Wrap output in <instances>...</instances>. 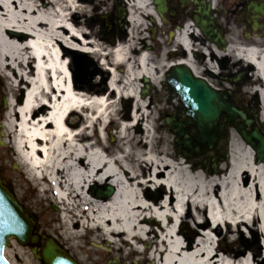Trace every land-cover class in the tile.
I'll return each instance as SVG.
<instances>
[{"label":"bare ground","instance_id":"6f19581e","mask_svg":"<svg viewBox=\"0 0 264 264\" xmlns=\"http://www.w3.org/2000/svg\"><path fill=\"white\" fill-rule=\"evenodd\" d=\"M124 1L132 28H140L143 17L154 13L150 0ZM81 12L79 0H0V72L11 71L8 79L18 93L16 99L6 98L2 127L12 136L21 168L31 175H45L61 204L64 224L70 220L65 211L77 199L87 212L82 225L89 221L107 243L122 236L123 244L130 243V256L142 264L148 258H155L157 264H254L255 253L247 254L237 242L244 230L253 229L259 232L264 250V160L256 161L251 146L232 133L225 168L215 174L176 150L156 145L160 136L143 124L149 105L138 95L142 84L133 81L148 78L154 87L159 65L152 61L163 54L151 55L146 44L137 46L130 35L115 44L109 58L104 57L101 49L93 47L101 38L97 24L89 27ZM190 29L186 25L175 39L188 52L193 45ZM242 45L231 39L223 51L212 50L230 59L234 46L236 63L245 62L257 76L250 81L260 87L264 121V49ZM199 49L207 57L206 68L214 72L217 58L205 52L210 46ZM94 50L105 71L89 74L86 84H80L71 72L73 57ZM183 63L197 75L189 55ZM120 67L122 73L117 71ZM115 94L128 97L131 110L129 116L115 115L119 145L109 151L106 121ZM91 127L95 140L88 142ZM137 130L143 132L140 138L134 134ZM104 183L115 188L106 200L96 198L91 190L93 184ZM186 218L189 234L177 229ZM218 236L229 244L215 247Z\"/></svg>","mask_w":264,"mask_h":264},{"label":"flooded vegetation","instance_id":"af4514ba","mask_svg":"<svg viewBox=\"0 0 264 264\" xmlns=\"http://www.w3.org/2000/svg\"><path fill=\"white\" fill-rule=\"evenodd\" d=\"M161 1L163 10L161 15L158 16L161 36L155 50L163 54V57L155 58V60L159 61L162 67L161 86L167 91L174 89L166 79L167 73L175 66L188 67L183 63L188 55L193 59L196 66L199 61L204 62L207 57L199 47L204 48L205 45L210 46V51L205 49V52H208L212 59L215 60L217 58L220 68L224 71L226 70L225 73L224 71L223 73H218L219 79L222 82L230 81V76L232 75L229 70L230 59L225 55L216 56L217 54L212 49L217 51H222V49L214 42V39H217L219 43H223L222 45L226 48L230 45L231 39H235L241 43H255L260 49H264V0ZM150 2L153 3V0H150ZM150 21L151 23L153 22V20ZM202 22L208 29L209 36H205L199 30L198 25ZM186 25L191 27L188 34L193 44L190 46L189 52L180 48L175 41L177 33L183 30ZM93 63L92 61L91 64ZM92 72L95 74L97 70L95 69ZM210 75L215 76V73L211 71ZM200 76L206 78L202 74ZM216 88L220 90L226 89H222L220 86ZM232 94L237 106L245 110L247 117H252V113H255V120L260 123V128H263L261 95L257 94L254 97L253 108L251 109L248 105L250 101L240 105L239 98L242 96L234 90ZM2 100L3 97L0 96V109L3 107ZM3 113L0 112V117ZM17 177L19 184H21L20 179L23 180V177ZM45 178V175H43L31 182L35 195L30 198L29 204L18 200L31 216L33 232L38 236L36 243L27 246L40 249L44 240L51 236L79 264H130V244L120 243L116 245L107 243L105 239L98 237V233H95L97 229L82 227L76 220L73 210H66V214L70 217L68 225H63L62 220L58 216L51 215L52 211H56L60 215L62 209L61 205L50 202L49 195L51 192ZM26 180L29 182L28 179ZM91 190L96 198L106 199L102 195V191L96 189L94 184L91 186ZM125 247L129 248L127 255L124 254ZM113 249L118 251L119 254H112Z\"/></svg>","mask_w":264,"mask_h":264},{"label":"rangeland","instance_id":"374dc122","mask_svg":"<svg viewBox=\"0 0 264 264\" xmlns=\"http://www.w3.org/2000/svg\"><path fill=\"white\" fill-rule=\"evenodd\" d=\"M79 3L82 7V15H83V21H86L89 25V27L93 24H97L101 38L98 40V42L94 43L93 47L97 46L99 49H105L109 52V46L113 45L117 41H124L130 38V35L134 36V41L137 46H142L143 44H147L149 47H153V50L156 48V42L160 40L161 32H160V26L158 24L151 23V16H144L143 17V23L140 26V28H132L131 22L130 24L127 23L126 20L123 21V19L119 18L120 11L119 8H127V4L124 0H121L120 2H117V0H79ZM127 18V16H126ZM156 26L154 38H151L149 33V28ZM127 31L126 35H122L121 30ZM138 30L141 31L140 34H138ZM130 32V33H129ZM144 39V40H143ZM97 41V40H96ZM151 51V50H150ZM237 49L234 48V46L231 48L230 52V61H229V70L230 72H239L246 70L248 78L242 82L240 85L236 86L233 82L229 83L227 81H221L218 77V74L215 76L210 75V70L206 68V63L199 61L198 63V71L200 74L204 75L208 82L212 84L214 87L220 86L222 89L228 88L231 90H234L238 94H240L242 97L239 98V104L243 105L247 101H250L248 103L249 107L253 108V102L255 97V89L258 88L255 84L251 83L250 80L255 81L256 75L251 74V70L247 68V65L245 62L236 63L235 56H237ZM152 55V51H151ZM110 55L108 56V58ZM75 62H72L71 65V72L74 76V79L76 82L80 84H86V82L89 80V74L92 72L95 68H100L99 62L100 58L98 57L97 52L96 53H90L89 55L86 54H78L73 57ZM87 60H92L95 65H91L90 63L87 65ZM87 62V63H85ZM155 64L159 65L158 72L156 73V82L155 87L150 89L149 96L142 98L141 100H144L146 104H149L150 107L147 108V111L149 112V115L146 119L143 120V124L148 123L149 127L151 129V132L160 139H156L154 143L156 145H161L166 148V150H174L173 147V135L169 132V130L164 125V115L166 113H171L175 107L178 105V99L173 98L170 102L167 101L168 92L164 90L161 86V80L162 79V67L160 66V62L154 59L152 61ZM78 63V64H77ZM85 64V65H84ZM88 66L86 69V72L84 71V67ZM109 66V65H108ZM102 68V69H101ZM100 70L105 69L101 67ZM121 69L123 67H120L117 69L118 72H121ZM224 70L220 69L219 74L223 73ZM8 72L11 73V71L6 70V73L0 72V96L3 98L8 97L10 95L13 96V98H17V91H15V88H13V83L10 82L8 79ZM226 70L224 71V73ZM97 74V73H96ZM100 75V74H98ZM97 75V76H98ZM252 75V76H251ZM220 82H222L220 84ZM134 84H139V80L133 81ZM139 92V91H138ZM140 96V92L138 93ZM113 100L115 101L113 104V111L107 120L111 122L107 123V144L109 146V151L115 150L119 145V140L117 137V131L119 124L115 120L116 116H129V108L131 110V100L128 97L125 96H118L114 95L112 96ZM5 110V107L3 106L0 109V112L3 113ZM116 115V116H115ZM3 121V114H1L0 117V123ZM127 121V119H126ZM107 122V121H106ZM99 127V126H97ZM4 131V136H0V140L4 142V145H0V177L2 181L7 185V187L12 190L13 194L16 196V198L20 201H25L27 204L30 202V198L34 196V187L31 182L32 177L28 174L26 169H22L19 163V159L16 156L15 150L13 149V139L11 135L6 134L5 129L3 127H0ZM137 129V128H136ZM92 132V128L88 129V133ZM229 135L235 134L236 138H240V136L233 130L229 129ZM134 134H136L139 138L143 136V132H139L137 130ZM142 142V141H141ZM121 153V152H120ZM119 154V152L117 153ZM116 154V155H117ZM194 163L198 165V161L194 160ZM225 168L224 163L220 165V167ZM18 169V171H17ZM222 172V169L219 171V173ZM212 174V173H211ZM23 177V180H21V184H19L18 177ZM29 182H27V180ZM29 183V184H28ZM156 192V191H155ZM159 194V193H158ZM50 202L56 203L55 198L50 193L49 195ZM57 204V203H56ZM76 215L79 213H82L81 210L78 209V205H82L79 201L77 202V199H73V203ZM70 207V206H69ZM81 219L84 218V213H82ZM51 215L58 216L61 220V216L58 215V212H51ZM62 224L64 222L62 221ZM190 222L188 218H186L179 227L182 231H184L186 234H189L190 229ZM95 233H98V237L107 239L106 236H104L101 231L96 230ZM192 236H195L192 235ZM112 238H116L117 241L114 244H120L122 243L121 240H123L122 236H113ZM104 240V241H105ZM260 235L259 232L256 230H244V235L242 239H240L237 243L242 244V247L246 251L247 254L250 253V251H253L255 253L253 257L254 264H264V250H261V245L259 243ZM130 244V243H129ZM217 247L227 246L229 244V240H221V238L218 236V239L216 240ZM236 244V243H234ZM149 245V244H148ZM233 246V245H232ZM19 247L15 245L14 247H11V253L13 257L16 260V264H41L39 260H37L31 252L28 250V248L21 247L22 253H19ZM124 254H128V247H125ZM256 251V252H255ZM112 254L118 255V251L113 249ZM134 261H138V263H135ZM130 264H141L139 258L136 256H130ZM143 264H150L148 260L146 259Z\"/></svg>","mask_w":264,"mask_h":264},{"label":"water","instance_id":"95a60500","mask_svg":"<svg viewBox=\"0 0 264 264\" xmlns=\"http://www.w3.org/2000/svg\"><path fill=\"white\" fill-rule=\"evenodd\" d=\"M154 2L157 11L161 12L160 0ZM201 24L200 28L207 34ZM168 78L177 88L171 92V97L179 96L182 109L177 116L166 118L165 123L176 135L175 145L183 150L184 156L191 159L193 155L216 147L219 139L226 138L227 125H234L241 119L243 122L235 125L236 131L254 149L257 160L264 159V136L250 120L245 119L243 111L234 106L227 94L214 90L203 79L194 77L188 68H175ZM144 81L147 83V78ZM183 111L185 119L180 117ZM221 119L223 124H220ZM247 126H251V131L247 130ZM189 131H193V134H187ZM0 143L3 144L2 141ZM226 157H220V160ZM216 166L214 161V171ZM113 192L114 189L108 186L103 195L107 197ZM10 237L16 238L21 244L36 241V236L32 234L31 219L0 181V264H9L3 257V248ZM32 253L43 264H78L52 238L46 239L39 252L32 249Z\"/></svg>","mask_w":264,"mask_h":264}]
</instances>
